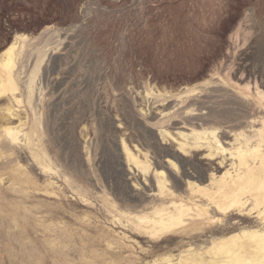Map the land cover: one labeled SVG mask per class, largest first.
<instances>
[{"label":"rangeland","instance_id":"1","mask_svg":"<svg viewBox=\"0 0 264 264\" xmlns=\"http://www.w3.org/2000/svg\"><path fill=\"white\" fill-rule=\"evenodd\" d=\"M245 13L244 40L264 38V0H0V52L25 33L31 37L22 61L29 66L35 47L55 46L40 65L33 98L52 171L23 144L1 154L0 166L13 161L0 167V264H146L208 243L209 233L152 241L112 227L109 203L126 206L100 159L120 151L116 122L124 126L130 111L143 118L135 87L168 88L205 67ZM23 100L15 108L31 124ZM247 224L256 222L238 226Z\"/></svg>","mask_w":264,"mask_h":264},{"label":"bare ground","instance_id":"2","mask_svg":"<svg viewBox=\"0 0 264 264\" xmlns=\"http://www.w3.org/2000/svg\"><path fill=\"white\" fill-rule=\"evenodd\" d=\"M248 26L245 13L218 56L168 88L154 81L143 91L135 87L143 118L130 111L124 126L116 122L120 153L100 159L126 206L118 209L106 199L112 227L152 241L211 235L205 245H188L146 264H264V38L246 42ZM30 37L14 34L0 52V156L20 143L44 171H52L33 98L40 65L55 46L35 47L28 66L22 59ZM24 98L31 124L15 108ZM243 219L256 224L238 226Z\"/></svg>","mask_w":264,"mask_h":264}]
</instances>
